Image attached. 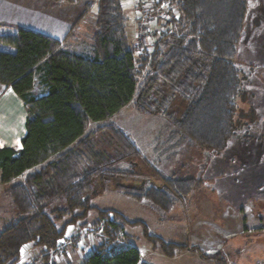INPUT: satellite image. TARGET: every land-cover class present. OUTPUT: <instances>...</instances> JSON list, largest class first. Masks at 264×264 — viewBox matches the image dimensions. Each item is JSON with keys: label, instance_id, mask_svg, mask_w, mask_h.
Listing matches in <instances>:
<instances>
[{"label": "trees", "instance_id": "1", "mask_svg": "<svg viewBox=\"0 0 264 264\" xmlns=\"http://www.w3.org/2000/svg\"><path fill=\"white\" fill-rule=\"evenodd\" d=\"M168 1L178 15L145 61L138 59L137 48L128 41L123 0L86 4L83 16L94 6L97 11L93 56L76 53L65 40L29 29L0 33V84L12 88L28 111L22 149H0V180L9 185L5 193L17 213L0 228V264H19L30 244L46 251L56 249L70 227H102L108 239L83 264H149L137 247L116 244L122 236L131 239L125 229L135 227H142L154 249L167 257L197 251L207 259L199 249L166 243L149 235L146 224L130 222L91 203L113 184L114 191L168 214L200 183L175 176L162 177L161 185L149 180L123 183L142 176L135 161L150 163L116 124L90 126L112 119L131 103L141 113L166 119L182 141L214 155H220L237 134L236 117L246 81L237 57L249 0ZM54 2L77 4V0ZM36 85L42 87V94L35 95ZM155 86L182 102L180 114L170 113L171 101L148 103ZM250 119H255L254 111ZM104 131L112 134L113 152L98 148L97 136ZM126 162L137 165L125 168ZM25 174L22 181L14 182ZM94 211L97 218L90 221ZM47 259L44 264H49Z\"/></svg>", "mask_w": 264, "mask_h": 264}, {"label": "rangeland", "instance_id": "2", "mask_svg": "<svg viewBox=\"0 0 264 264\" xmlns=\"http://www.w3.org/2000/svg\"><path fill=\"white\" fill-rule=\"evenodd\" d=\"M91 1L77 0L76 5L60 6L69 7V12L80 16L83 6ZM96 12L94 6L84 15L81 25L70 33L68 45L76 53L93 56ZM136 14L138 18L137 11ZM125 15L129 16L127 8ZM237 65L246 77L243 84L245 96L239 101L237 134L220 155H214L187 140L182 141L166 119L141 113L134 103L112 119L90 126L94 129L100 124H116L135 141L144 159L150 163L146 166L142 160L135 161L142 176L135 181L122 180L124 184L138 185L141 180H149L161 185L162 177L167 176L200 181L193 193L176 204L168 214H163L149 203L124 197L112 189L113 184L91 200L97 209L115 210L130 221H143L149 235L166 243L199 249L207 258H202L197 251H182L175 257H167L154 249L142 227L128 229L134 238L133 245L141 250L143 259L149 264H264V0H249ZM143 76L144 73L139 76V84L143 82ZM42 93V87L36 85L35 95ZM148 99V103L152 104H160L163 99L171 101L170 113L180 114L183 109L179 99L172 100L170 93L159 86L153 87ZM253 111L255 119L251 120L250 113ZM111 135L104 131L97 136L99 149L115 150L116 144ZM136 163L126 162L124 167H134ZM1 192L0 186V204H5ZM95 218L96 211L89 215L90 221ZM95 239H89L85 233H77L68 249H79L80 253L88 255L98 248ZM127 240L122 236L116 244L126 247ZM81 243L83 247L79 245ZM62 257L31 260L27 256L23 264L26 261L44 264L47 258L48 262H57Z\"/></svg>", "mask_w": 264, "mask_h": 264}, {"label": "crops", "instance_id": "3", "mask_svg": "<svg viewBox=\"0 0 264 264\" xmlns=\"http://www.w3.org/2000/svg\"><path fill=\"white\" fill-rule=\"evenodd\" d=\"M83 7V12L80 16H78L76 13L69 12V7L65 8L60 5H56L54 0H0V33L13 34L16 33L18 29L24 28L48 35L60 41L65 40L64 44L67 46L71 39L70 33L82 23L86 5ZM125 8H127L129 14V16L125 15L127 19L126 32L128 41L130 45L135 46L137 36L136 9L131 4V0H123L124 14ZM27 117L28 111L24 101L13 91L12 88L0 84V149L13 148L17 151L22 149L21 140L26 134ZM25 176L26 174L14 180V182L22 181ZM0 186L2 189L1 199L3 203H5L0 204V226L2 228L12 219L17 218V213L11 203V200L5 193L9 188V185L2 184L0 180ZM123 196L136 201L125 195ZM149 205L151 204L149 203ZM115 212L119 213L118 211ZM121 215L126 218L123 214ZM127 220L130 221L129 219ZM130 222L144 223L143 221ZM128 229L135 228L125 229L126 234L131 238L127 240V246H134L132 242L134 238L128 232ZM43 251L44 250L42 248L33 246L32 249L26 252L24 258L42 253ZM88 256L89 255L80 253L79 249H73L72 251L68 249L63 255L61 261L56 262L52 260L49 264H83Z\"/></svg>", "mask_w": 264, "mask_h": 264}, {"label": "built area", "instance_id": "4", "mask_svg": "<svg viewBox=\"0 0 264 264\" xmlns=\"http://www.w3.org/2000/svg\"><path fill=\"white\" fill-rule=\"evenodd\" d=\"M131 3L138 13V18L136 20L137 36L135 47L137 48V55L139 58L145 61L150 55L153 45L157 42V40L167 34L168 23L178 15V12L168 0H131ZM155 22L156 26H153V23ZM77 233H85L89 239L97 238L95 240H97L98 246L108 242L107 237L103 233L102 227L98 230H94L92 228L79 230L74 227H70L67 235L59 241L56 249L52 251L44 250L42 253H38L33 256L31 255V257H29L31 260H34L35 258L40 260L43 256H50L53 258H58L60 255L63 256L68 250V246L71 241L74 240V237H76ZM79 245L83 247L82 243ZM33 246V244L27 245L23 249L22 256L23 254L25 256L26 252L32 249ZM96 249L97 248L92 250L88 255H91ZM24 256L20 261L21 264H23L25 260ZM29 262L30 261H26V264H31Z\"/></svg>", "mask_w": 264, "mask_h": 264}, {"label": "water", "instance_id": "5", "mask_svg": "<svg viewBox=\"0 0 264 264\" xmlns=\"http://www.w3.org/2000/svg\"><path fill=\"white\" fill-rule=\"evenodd\" d=\"M171 48V47H170ZM165 54H167V52H165Z\"/></svg>", "mask_w": 264, "mask_h": 264}, {"label": "flooded vegetation", "instance_id": "6", "mask_svg": "<svg viewBox=\"0 0 264 264\" xmlns=\"http://www.w3.org/2000/svg\"><path fill=\"white\" fill-rule=\"evenodd\" d=\"M213 258V257H212Z\"/></svg>", "mask_w": 264, "mask_h": 264}]
</instances>
